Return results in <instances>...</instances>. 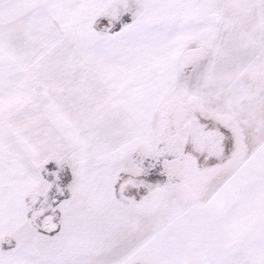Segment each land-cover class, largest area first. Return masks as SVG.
I'll use <instances>...</instances> for the list:
<instances>
[{"label":"snow or ice","instance_id":"6c2138e0","mask_svg":"<svg viewBox=\"0 0 264 264\" xmlns=\"http://www.w3.org/2000/svg\"><path fill=\"white\" fill-rule=\"evenodd\" d=\"M0 264H264V0H0Z\"/></svg>","mask_w":264,"mask_h":264}]
</instances>
